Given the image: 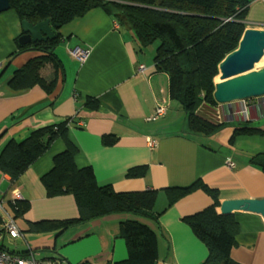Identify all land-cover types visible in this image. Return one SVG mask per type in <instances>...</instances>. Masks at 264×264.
Listing matches in <instances>:
<instances>
[{
	"label": "crops",
	"instance_id": "crops-1",
	"mask_svg": "<svg viewBox=\"0 0 264 264\" xmlns=\"http://www.w3.org/2000/svg\"><path fill=\"white\" fill-rule=\"evenodd\" d=\"M246 24V29L264 30V0L253 1ZM60 34L62 50L57 47L56 54L64 70L55 86L48 91L40 86L15 91L9 87L13 71L36 51L33 44H20L23 28L16 12L10 9L0 14V63L5 65L0 75V155L9 140L20 142L39 128L75 120L67 138L79 149L77 167L91 166L97 182L116 193H154L153 212L159 218L111 213L66 228L63 224L52 229L40 226V232L55 233L52 241L28 239L29 247L21 246L17 240L24 231L20 230L22 236L8 237L0 245L11 253L32 252L54 264L86 260L118 264L128 259L121 223L139 220L157 232V264L205 262L208 249L184 218L214 201L200 186L190 189L200 183L217 191L221 206L228 201L264 199V171L252 162L254 156L264 155V134L234 135L242 124L264 130V102L247 100L223 107L203 101L197 115L215 125L225 123V127L216 135H194L188 131L185 111L171 99L168 75L155 69L154 48L141 52L133 33L116 26L103 9L74 19ZM76 48L89 51L84 62L72 54ZM216 71L205 77L204 91H215L220 82ZM208 79L212 82L206 85ZM159 106L166 108V114L153 120ZM106 138L115 143L105 145ZM66 143L65 138H57L14 183L0 171V198L10 201L19 192L29 206L21 217L28 232H38L30 231L31 225L52 226L79 216L73 195H51L43 183ZM236 241L231 252L234 262L264 264L262 221L253 231L240 225Z\"/></svg>",
	"mask_w": 264,
	"mask_h": 264
},
{
	"label": "trees",
	"instance_id": "trees-1",
	"mask_svg": "<svg viewBox=\"0 0 264 264\" xmlns=\"http://www.w3.org/2000/svg\"><path fill=\"white\" fill-rule=\"evenodd\" d=\"M253 1L10 0L11 9L21 22L27 20L37 24L48 20L56 38L33 45L36 54L22 68L13 71L9 87L15 91L36 86L46 91L53 88L64 70L56 54V48L62 41L61 29L89 11L101 8L115 21L116 26L133 33L141 52L154 48L155 69L168 75L171 99L185 111L188 131L194 135H216L225 127V123L215 125L197 115V108L203 101L219 104L213 90H203V81L230 53L238 49ZM72 122L76 121L64 120L39 128L20 142L9 140L1 152L0 171L9 175L14 183L57 138L63 137L67 141V148L55 157L54 167L43 177V183L51 195H73L79 216L75 220L54 222L52 226H45L44 223L31 225L30 231H38L40 226L58 228V224L66 228L111 213H130L158 220L159 216L153 212L154 193H116L111 186L97 182L91 166L77 167L75 158L79 149L67 138ZM263 134L262 128L246 124L239 125L234 132L235 136ZM104 142L105 145L115 143L111 138H106ZM252 162L264 171V155L254 156ZM139 173L132 172L134 175ZM199 186L214 202L205 210L184 218V222L208 249V258L201 264H237L232 260L231 252L237 244L240 225L233 215L219 211L221 202L217 191L200 183L190 190ZM7 202L10 207L7 204L6 208L14 219L23 217L29 208L24 200L11 199ZM120 234L127 243L128 259L118 264H157L158 235L154 229L139 220H128L121 223ZM6 237L3 236V243L8 240ZM20 254L26 256L28 252ZM80 264L93 263L86 260Z\"/></svg>",
	"mask_w": 264,
	"mask_h": 264
},
{
	"label": "water",
	"instance_id": "water-1",
	"mask_svg": "<svg viewBox=\"0 0 264 264\" xmlns=\"http://www.w3.org/2000/svg\"><path fill=\"white\" fill-rule=\"evenodd\" d=\"M11 9L10 0H0V14ZM22 45L53 41L56 38L50 22L37 24L22 21ZM220 82L214 91L215 100L223 107L238 105L247 100L264 102V30L246 29L239 47L230 53L218 66ZM222 213L235 217L236 222L255 230L264 221V199H248L223 202Z\"/></svg>",
	"mask_w": 264,
	"mask_h": 264
},
{
	"label": "built area",
	"instance_id": "built-area-1",
	"mask_svg": "<svg viewBox=\"0 0 264 264\" xmlns=\"http://www.w3.org/2000/svg\"><path fill=\"white\" fill-rule=\"evenodd\" d=\"M72 54L81 62H84L88 56L89 51L81 48H76L72 51ZM3 65L0 63V70ZM141 71L144 70V67H141ZM166 108L163 106H159L156 109L155 116H153V120L157 118H161L166 114ZM229 166L233 168V164L229 162ZM19 192H14V196L19 198ZM14 200V197H13ZM4 199L0 198V242L2 241L3 236H7L12 239H16L22 236L21 231L16 223V220L9 213L8 209L3 202ZM0 264H54L47 261H42L35 257L32 252H28L26 256L21 255L20 253H11L0 245Z\"/></svg>",
	"mask_w": 264,
	"mask_h": 264
},
{
	"label": "rangeland",
	"instance_id": "rangeland-1",
	"mask_svg": "<svg viewBox=\"0 0 264 264\" xmlns=\"http://www.w3.org/2000/svg\"><path fill=\"white\" fill-rule=\"evenodd\" d=\"M61 48V49H60ZM62 50V47H58V50ZM59 50V51H60ZM173 127H176L175 125H172V126H170V128L171 129H175V128H173ZM14 196V195H13ZM14 200H21V195H20V197L19 198H17V197H15L14 196ZM4 203H6V205L8 204V207H10L9 206V202H7V201H3ZM11 211H12V209H11ZM13 212V211H12ZM16 223H17V225H18V227H19V229L21 230V231H24V233H23V238H19L18 240H17V242L22 246L23 244H25V245H27L28 247H29V243H28V239L29 240H31V241H34V240H39V241H52V239L54 240V238H55V233L54 232H43V231H38V232H28L27 231V223L26 222H24V220L21 218V217H18L17 219H16ZM52 235H53V237H52ZM41 236V237H40Z\"/></svg>",
	"mask_w": 264,
	"mask_h": 264
},
{
	"label": "bare ground",
	"instance_id": "bare-ground-1",
	"mask_svg": "<svg viewBox=\"0 0 264 264\" xmlns=\"http://www.w3.org/2000/svg\"><path fill=\"white\" fill-rule=\"evenodd\" d=\"M210 82H212V81L208 79V80L206 81V85L210 84ZM262 222L264 223V221H262Z\"/></svg>",
	"mask_w": 264,
	"mask_h": 264
},
{
	"label": "clouds",
	"instance_id": "clouds-1",
	"mask_svg": "<svg viewBox=\"0 0 264 264\" xmlns=\"http://www.w3.org/2000/svg\"><path fill=\"white\" fill-rule=\"evenodd\" d=\"M253 100H257V99H253ZM251 101V100H250ZM258 101V100H257Z\"/></svg>",
	"mask_w": 264,
	"mask_h": 264
}]
</instances>
